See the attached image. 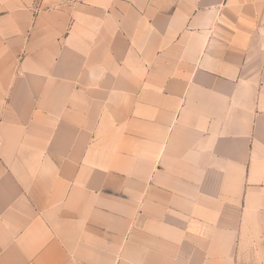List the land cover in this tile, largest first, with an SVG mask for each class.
Wrapping results in <instances>:
<instances>
[{"label": "crops", "instance_id": "1", "mask_svg": "<svg viewBox=\"0 0 264 264\" xmlns=\"http://www.w3.org/2000/svg\"><path fill=\"white\" fill-rule=\"evenodd\" d=\"M0 264H264V0H0Z\"/></svg>", "mask_w": 264, "mask_h": 264}]
</instances>
